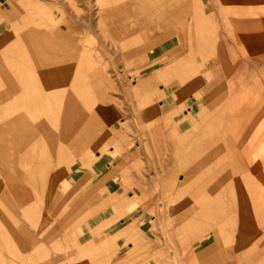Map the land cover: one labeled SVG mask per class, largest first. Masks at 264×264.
Masks as SVG:
<instances>
[{
  "label": "crops",
  "instance_id": "0c3cea01",
  "mask_svg": "<svg viewBox=\"0 0 264 264\" xmlns=\"http://www.w3.org/2000/svg\"><path fill=\"white\" fill-rule=\"evenodd\" d=\"M218 2L233 34H219L208 60L201 31L189 57L180 29L188 15L213 16L212 0H0V246L10 240L18 252L20 202L31 218V191L67 171L63 181L89 211L75 239L92 241L101 228L119 251L133 242L122 253L132 261L149 246L151 218L117 209L138 205L146 149L163 143L152 139L162 131L180 154L169 171L181 176L167 179L187 241L179 263L264 264V0ZM142 62L138 77L124 72ZM200 84L201 94H187ZM132 168L135 176L124 172Z\"/></svg>",
  "mask_w": 264,
  "mask_h": 264
},
{
  "label": "rangeland",
  "instance_id": "374dc122",
  "mask_svg": "<svg viewBox=\"0 0 264 264\" xmlns=\"http://www.w3.org/2000/svg\"><path fill=\"white\" fill-rule=\"evenodd\" d=\"M212 3L214 4L212 9L214 10L215 8V14L213 16L204 15L201 23V21L191 22V17L188 15L184 28L181 27L183 29H180L181 34H184L186 37L185 44L188 46L185 47V51L188 55L193 53L192 45L196 43V37H194L193 33L194 28L195 31L199 29L204 35L205 45L202 53L208 60L214 58L215 50L212 44L218 43L219 34H233V26L226 21V15L218 0H212ZM99 6L101 7V5ZM166 49L169 48H162L160 51ZM141 50L145 51L146 49ZM136 52H138V49ZM122 60L117 59L116 61H120V64L123 62L122 64H124V59ZM192 63L198 65L201 63V60L198 62L192 61ZM117 64L119 62L115 65L116 71L119 70ZM146 64L147 62L126 65L124 72L130 75V77H138L139 70L145 68ZM149 71L150 69L147 68L141 71V74L146 75ZM247 74H250V71ZM203 81L206 84L210 81V78L204 77ZM225 82L226 78L224 73L215 76L214 83L217 87L221 86L222 91ZM183 86L184 84L181 85L180 83L179 88ZM194 88L195 91L191 90L187 94H201L203 88L201 84ZM186 110H188L187 106L181 108V115ZM257 114L259 115L258 118L264 119V113H256V116ZM119 124L120 122L116 120V125ZM147 125L148 127L151 126V122H147ZM121 126L123 127V125ZM121 126L120 133H117V135L122 133ZM128 127L127 125L126 128H123V131H131L130 127ZM148 131L149 128H147V133H149ZM154 136L152 139L163 141V143L153 144L154 148L155 146L159 147L156 151L149 145L146 149V164L145 170H143L144 176L148 181V184H144L146 191L143 192V195L139 191L137 192L138 195L136 198L138 205L133 204L128 209H117L118 212L123 213L142 212L141 214L144 218L146 216L151 218V238L147 239L149 246L140 247L139 250L137 249L132 261L123 263L122 258L125 255H122V253L125 250L131 251L134 247L133 242L129 240L132 242V248L129 249L126 245L123 251H119V247L114 241L117 237L114 240L112 238L111 240H107L104 237L105 235L101 233V228L98 230V233L95 229L92 231V241L81 244L75 239L74 232L80 225V220L83 219V216L85 218L89 211L86 212V210L77 206L79 204V200H75L77 199V195L63 181L65 172L67 171H62L60 179L58 171H55V185H51L50 188L46 183L44 186L39 183L31 191L30 197L33 204V208L29 210V213L32 214V217L30 216L31 218L27 217V208L20 202L18 208L20 237L18 252H16L17 247L15 242L4 239L0 246V248H3V252L6 253L2 256L5 261L4 264L9 263L10 259L17 260L18 264H180L179 258L182 255L179 253H181V247L187 241L181 237V233L177 230L178 226L180 227L182 224L177 218L175 204L168 200L169 190H167V179H170L171 173H177L178 178L181 176L182 171H169L170 167L178 163L180 154L170 152L169 143L166 142L172 139L169 134H163L162 131H159L158 133H154ZM132 144L130 143L128 146H133ZM124 172L131 173V176H135L138 171L132 168L126 169ZM132 185L134 184L130 186L132 187ZM128 190L133 193L135 189L129 188ZM21 194L26 195L25 185L20 189ZM124 196L127 198L128 192L124 193ZM45 220L48 221L43 223ZM144 227L145 229L148 228L146 224ZM28 234L30 238L32 237L29 241L25 239ZM118 235H125L128 239L127 232L121 230ZM212 241L213 238L210 236L198 245L197 249L199 250L207 246ZM263 245L264 239L261 242V246ZM149 249H152V251L150 252ZM139 252L143 255H137Z\"/></svg>",
  "mask_w": 264,
  "mask_h": 264
},
{
  "label": "bare ground",
  "instance_id": "6f19581e",
  "mask_svg": "<svg viewBox=\"0 0 264 264\" xmlns=\"http://www.w3.org/2000/svg\"><path fill=\"white\" fill-rule=\"evenodd\" d=\"M231 6V5H230ZM229 19V18H228ZM258 20V19H257ZM136 22V21H135ZM242 31H240V33H241ZM250 33V32H249ZM198 38V37H197ZM195 45V44H194ZM185 52V51H184ZM194 52H196V51H194ZM216 54V53H215ZM189 56V55H188ZM215 56V55H214ZM190 57V56H189ZM218 57V56H217ZM198 59V58H197ZM190 60H191V58H190ZM192 61V60H191ZM204 65V64H203ZM205 66V65H204ZM220 66V65H219ZM212 69H214V68H211V70ZM208 71H210V70H208ZM215 71V70H214ZM208 73V72H207ZM247 105V104H246ZM245 107V106H244ZM240 109V108H239ZM227 112V111H226ZM230 114V113H229ZM225 115H227V114H225ZM232 115V114H231Z\"/></svg>",
  "mask_w": 264,
  "mask_h": 264
}]
</instances>
